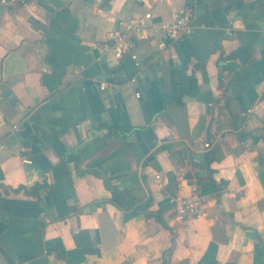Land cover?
<instances>
[{
    "label": "crops",
    "instance_id": "obj_1",
    "mask_svg": "<svg viewBox=\"0 0 264 264\" xmlns=\"http://www.w3.org/2000/svg\"><path fill=\"white\" fill-rule=\"evenodd\" d=\"M217 2L219 21L194 14L175 40L156 28L188 0L0 6V253L8 264H198L211 242L217 264H264V0ZM148 10L151 28L129 51L115 58L102 49L125 29L121 18ZM242 45L248 60L229 57ZM145 59L158 62V75L144 88L114 85L121 100L106 103L96 82L134 77L129 68ZM146 128L159 146L151 160L133 134ZM23 138L41 147L45 169L22 160ZM105 180L125 207L109 201ZM190 181L206 196L205 214L182 224L171 199L187 195ZM42 182L39 198L25 193ZM80 229L98 255L68 263L45 245L57 238L72 250Z\"/></svg>",
    "mask_w": 264,
    "mask_h": 264
},
{
    "label": "built area",
    "instance_id": "obj_2",
    "mask_svg": "<svg viewBox=\"0 0 264 264\" xmlns=\"http://www.w3.org/2000/svg\"><path fill=\"white\" fill-rule=\"evenodd\" d=\"M161 1V0H158ZM26 0H0V6L8 12L14 10L15 7L22 5ZM194 16V10L190 6H185L177 11L175 17L170 21L160 23L156 31L168 40H175L188 34L191 30L190 20ZM151 17L150 10L143 12L136 16H126L120 19L119 23L125 26V29L114 32L113 42L111 44L104 43L101 47L105 51H110L115 58H119L124 52L129 51L134 43L135 34L141 33L151 26L147 20ZM262 38L264 41V30L262 31ZM135 58V54L131 53ZM138 62H135L137 64ZM105 86L104 82L99 84L100 88ZM135 96H139V92H135ZM249 111V110H248ZM17 125H11V129H16ZM264 134V130H262ZM22 160L24 162H31L28 148L21 146ZM155 177L159 180L158 184L162 185L160 175ZM189 192L184 196H177L171 200L174 202L175 218L182 224H186L190 220L203 216L206 208V196L199 191L198 185L195 182H188Z\"/></svg>",
    "mask_w": 264,
    "mask_h": 264
},
{
    "label": "water",
    "instance_id": "obj_3",
    "mask_svg": "<svg viewBox=\"0 0 264 264\" xmlns=\"http://www.w3.org/2000/svg\"><path fill=\"white\" fill-rule=\"evenodd\" d=\"M189 6L194 10V14L196 15L197 19L202 21L204 24H208L211 22L219 21L218 17V9L219 5L217 0H188ZM223 10V8H222ZM225 12V11H224ZM225 26V24H221ZM231 58H239L241 62H245L250 57V52L247 50V47L242 45L239 46L232 54L229 56ZM148 59H145L141 62L135 64L132 68L133 72L137 74L132 77V74L126 73L124 75H111L106 76L104 75L103 79H100L96 82V85L99 87V83L101 80L105 81L107 84L100 88V94L102 95L103 100L106 103H110L114 101V99L121 100V94L119 88H115L114 85L120 86L126 83L129 79L131 84L134 87L145 86V82L150 81L151 79L155 78L159 73V65L158 62L153 61L151 64H148ZM147 65V66H146ZM4 97L9 100L10 103L14 104L16 99L12 95L10 90H7L4 93ZM135 136V140L139 143V146L143 153H148L147 159L151 160L153 155L159 150V146L153 131L150 128H146L144 130L135 129L133 131ZM19 137V135L17 133ZM22 146L28 148V152L30 154L31 162L38 165L40 169H45L49 163L47 157L41 150V147L34 141L29 140L28 138L22 139ZM150 151V152H148ZM196 158H199V155L195 154ZM200 159V158H199ZM203 167V163L200 164ZM0 264H8L5 258L0 253Z\"/></svg>",
    "mask_w": 264,
    "mask_h": 264
},
{
    "label": "trees",
    "instance_id": "obj_4",
    "mask_svg": "<svg viewBox=\"0 0 264 264\" xmlns=\"http://www.w3.org/2000/svg\"><path fill=\"white\" fill-rule=\"evenodd\" d=\"M171 99L174 100L176 103H181V98L179 94L171 96ZM263 123V130H264V117L262 120ZM257 139V138H256ZM69 159H74V155H69ZM96 173V172H94ZM261 183L264 191V174L261 175ZM105 184L110 191L109 201L114 203L119 207H125L126 201L122 191L118 190L117 188L112 187L107 180H105ZM45 187V182L36 183L31 188L26 189L25 193L30 195H35L38 198L40 197L41 190ZM215 190H219V185H214L213 187ZM18 189V188H17ZM155 217L161 221V223L166 226L165 221L161 218L159 213H156ZM72 237L74 240L75 247L72 250H65L60 239H52L45 241V245L48 247L49 251L55 253L56 257L65 259L68 263H76L79 261H83L85 259V255L87 254H99V248L95 246L94 241L91 239L90 232L88 229H80L78 231H74L72 233ZM215 248L216 245L214 243H209L204 255L198 262V264H217L215 259ZM7 262L8 259H6ZM225 264H233L232 262H228Z\"/></svg>",
    "mask_w": 264,
    "mask_h": 264
}]
</instances>
